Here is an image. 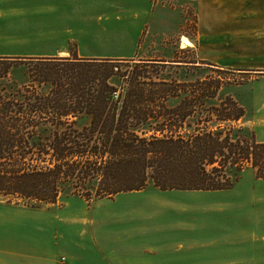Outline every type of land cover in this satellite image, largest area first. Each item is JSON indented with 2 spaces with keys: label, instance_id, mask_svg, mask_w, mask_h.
<instances>
[{
  "label": "rangeland",
  "instance_id": "obj_1",
  "mask_svg": "<svg viewBox=\"0 0 264 264\" xmlns=\"http://www.w3.org/2000/svg\"><path fill=\"white\" fill-rule=\"evenodd\" d=\"M41 1L39 13L28 12L21 21L8 15L0 23V48L33 53L9 55L18 59L0 83H26L27 56L77 50L136 60L179 56L195 62H172L167 71L189 81L222 78L220 96L231 95L245 110L237 124L264 141V74L257 72L264 66L260 19L238 29H206L197 23L196 0ZM205 16L211 25L212 15ZM86 121L79 118L76 126ZM0 206L26 216L29 236L39 231V243L59 262L264 264V179L256 178L248 165L224 190L147 186L90 200L63 192L55 202L37 206L0 194Z\"/></svg>",
  "mask_w": 264,
  "mask_h": 264
},
{
  "label": "trees",
  "instance_id": "obj_2",
  "mask_svg": "<svg viewBox=\"0 0 264 264\" xmlns=\"http://www.w3.org/2000/svg\"><path fill=\"white\" fill-rule=\"evenodd\" d=\"M27 58L26 83H0V194L37 206L63 192L224 190L247 165L264 179V141L237 124L245 110L220 96L222 78L167 71L195 61ZM16 59L0 56V79Z\"/></svg>",
  "mask_w": 264,
  "mask_h": 264
},
{
  "label": "crops",
  "instance_id": "obj_3",
  "mask_svg": "<svg viewBox=\"0 0 264 264\" xmlns=\"http://www.w3.org/2000/svg\"><path fill=\"white\" fill-rule=\"evenodd\" d=\"M39 0H0V6L6 7L3 10L5 15L0 18V23L8 21V15H15L19 21L27 15L28 12L39 13V6H44ZM195 14L197 23L206 29H238L241 24L262 22L257 24V28L264 30V0H196ZM212 15L211 25H208L205 14ZM198 44V42H196ZM198 46V45H197ZM28 51L11 52L7 48H0V56L9 55H31ZM70 51L48 54V56H67ZM79 57H126L123 54H81L78 50L75 53ZM264 72V66H261ZM0 206V264H60L56 260V254L39 243V231H32L29 236L28 220L26 216H15L4 210ZM64 264H106V263H86L65 261Z\"/></svg>",
  "mask_w": 264,
  "mask_h": 264
},
{
  "label": "built area",
  "instance_id": "obj_4",
  "mask_svg": "<svg viewBox=\"0 0 264 264\" xmlns=\"http://www.w3.org/2000/svg\"><path fill=\"white\" fill-rule=\"evenodd\" d=\"M65 258L64 257H61V260H64ZM60 264H64L65 262H59Z\"/></svg>",
  "mask_w": 264,
  "mask_h": 264
},
{
  "label": "water",
  "instance_id": "obj_5",
  "mask_svg": "<svg viewBox=\"0 0 264 264\" xmlns=\"http://www.w3.org/2000/svg\"><path fill=\"white\" fill-rule=\"evenodd\" d=\"M258 73H264L263 71H257Z\"/></svg>",
  "mask_w": 264,
  "mask_h": 264
}]
</instances>
